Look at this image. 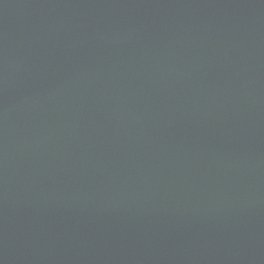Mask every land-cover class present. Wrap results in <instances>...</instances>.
<instances>
[{
	"label": "water",
	"instance_id": "obj_1",
	"mask_svg": "<svg viewBox=\"0 0 264 264\" xmlns=\"http://www.w3.org/2000/svg\"><path fill=\"white\" fill-rule=\"evenodd\" d=\"M0 264H264V0H0Z\"/></svg>",
	"mask_w": 264,
	"mask_h": 264
}]
</instances>
